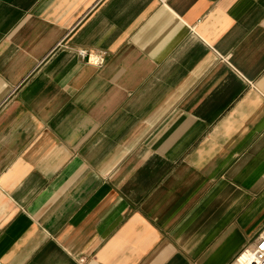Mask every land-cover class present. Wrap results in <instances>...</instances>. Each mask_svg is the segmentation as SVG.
<instances>
[{
  "label": "crops",
  "instance_id": "crops-1",
  "mask_svg": "<svg viewBox=\"0 0 264 264\" xmlns=\"http://www.w3.org/2000/svg\"><path fill=\"white\" fill-rule=\"evenodd\" d=\"M263 226L264 0H0V264H230Z\"/></svg>",
  "mask_w": 264,
  "mask_h": 264
},
{
  "label": "built area",
  "instance_id": "built-area-1",
  "mask_svg": "<svg viewBox=\"0 0 264 264\" xmlns=\"http://www.w3.org/2000/svg\"><path fill=\"white\" fill-rule=\"evenodd\" d=\"M79 55L83 58L88 56V59L96 65L104 62V54L89 53L85 49H80ZM230 264H264V226L259 231L254 244L243 248Z\"/></svg>",
  "mask_w": 264,
  "mask_h": 264
}]
</instances>
